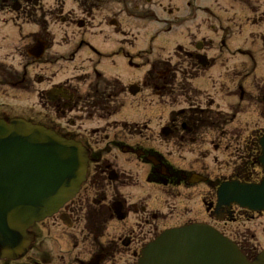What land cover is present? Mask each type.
Listing matches in <instances>:
<instances>
[{
	"label": "flooded vegetation",
	"instance_id": "1",
	"mask_svg": "<svg viewBox=\"0 0 264 264\" xmlns=\"http://www.w3.org/2000/svg\"><path fill=\"white\" fill-rule=\"evenodd\" d=\"M36 1L1 0L0 4L10 5L12 11L19 13L22 10V6L27 8V6ZM53 1L55 2V6L57 4H68L70 9L69 13H62V10H59L58 16L55 14V19H52V17L46 19H0V118L4 120L20 118L33 124L44 126L59 136L78 142L87 151L88 161L85 179L73 198L67 201L56 214L31 227L29 231L32 235V241L27 251L21 257L14 260H0V264H130L129 258L135 261L140 249L151 242L161 232L193 223H201L213 227L231 241L235 242L241 252L249 257L250 251L246 248L247 245H241L242 243L240 244L236 238L227 234L224 228L213 226V224L226 225L227 223L233 222L236 219V212L246 213L245 210H240L234 206H231L229 210H226L224 207L217 210L216 207L213 208V201H205L206 197L202 195L201 202L205 218L194 220L193 217L185 218L187 215L181 213H175L174 215L170 213V215L164 216V213L161 214V209L157 208L159 206L150 203L140 205L138 203L142 202L143 199L140 194L128 192L132 196L130 197L131 203L120 200L121 197L118 194L120 189L132 188V190L136 189L137 191H141L142 185H147L152 187V189L157 187L159 191L165 189L161 193L165 197H168L165 201H178L180 203L187 200V196L189 193L191 194L197 185L202 184L210 187L211 183L207 176L191 170L194 166L192 164L180 167L172 166L159 152L155 151L152 147L143 145V139H133L129 144L119 140L109 141L111 148L117 149L122 155H127L130 158L133 157L136 162L131 164H138L144 169L147 167L145 169L146 172L142 173L141 179L132 177L134 182H140V186L134 182L132 186L128 185L125 177H131L124 174V170L119 171V168L114 167L105 160L101 161L100 151H96L88 143L89 136L87 132L85 130L80 131L79 128L81 126H76L75 120H83L84 122L85 120L112 118L122 107L118 109V107H114L113 105H107L106 102L109 99L118 98L123 93L122 88L125 84L122 83V87L118 81L114 80L111 86L105 84V86L99 87L98 82L94 80L91 85L81 91L78 84L71 80L64 79L51 82L54 80V76L58 75L57 72L61 63L60 61L51 60L52 55H49V52L52 48L55 50L58 49L54 52L55 56L56 54H61L60 52H64L63 48L67 44L65 43L63 45L60 42H56L55 36L57 35L56 33H62L63 29H66L64 28L66 24L71 25V21H73L76 28V32L73 34L75 42L71 45L72 48L68 49L70 50L68 54L73 58V61L81 59L79 53L84 49L88 50L90 54L88 59L83 60V62L90 64L95 62V68L99 63L93 57L98 58V55L101 54H106L108 56L106 59L113 55L122 56L117 53V42L112 35H99V33L95 34L94 32L91 34L85 31L82 33L83 30H86L87 25L91 26L95 18L101 17L104 13L109 18L106 20L108 27L116 28L118 22L112 16V11L114 6L121 5V0ZM193 2L195 0H192L191 4L187 2V8L190 9ZM229 2L227 7L220 6L219 9L223 13L228 9L230 11L234 10V8L241 9V0H229ZM130 5L135 10L141 8L140 15H143V17L153 15L155 10H157L159 14L165 15L166 19L167 17H174L180 11L178 7H174L168 2L165 3V0H130ZM152 5L155 6L154 11L150 8ZM252 7L255 8V5L252 4ZM123 9L120 6L118 12L124 14L122 12ZM63 14L65 17H62ZM71 14L77 16V18L71 20ZM109 14L111 15L109 16ZM263 16L264 12L260 17L256 13L255 18L251 17V19L255 20L254 23H257V20L264 23ZM210 18L208 17L206 19L208 22L204 23L207 29L219 35L218 54L223 55V53H229V48L232 47L229 40L227 44V37L232 34H227L230 31L229 27L223 26L218 19H216L219 24L217 27L210 25L212 21ZM133 22L138 27L140 26L141 30L142 28H146L140 23V18L136 19V23L134 20ZM53 23L58 24L56 25L58 26L57 31L51 28L52 25H55ZM94 28H97V26H94ZM252 34H255L254 37L257 39V32H253ZM252 34L248 35V37L251 38L250 36ZM170 36L174 37L176 35ZM97 38L113 41L115 45L112 52L107 53L97 50L91 44V41ZM162 38L160 36L153 37L152 34L147 48H150L152 51L154 49L168 51L178 43L175 42L170 48L156 47L152 49L150 46L151 42L154 39ZM200 40L190 44L192 50L186 53L188 61L186 62L185 71L176 73L173 68H169V65L153 62L148 66L142 65V67H139L144 68L145 72L141 82L137 81L142 83L145 89L155 90L156 98L159 99L158 101L156 99L153 103L156 102L162 110L167 112V117L163 119L165 122L161 126L162 129H160V136L167 145L181 151L186 149V152L191 147L199 148L202 146V142L199 139L201 136H214L213 138H219L220 136L224 137L227 135L224 131L226 115L212 108L213 103L211 102H206L204 108L200 106L202 104V96L192 86V82L196 78L197 73L201 70H207L208 74L216 71L219 72L222 77L221 83H219L220 87L225 83H234V81L229 80L237 77L236 73L242 71L246 65V61L243 60L233 61L228 66L224 65L225 61L214 65L213 57L208 54L207 48L209 47L204 44L206 40L204 37ZM68 41L70 40L68 39ZM208 41L212 42L213 40L208 39ZM238 44L242 46L240 43ZM230 52H234V54L238 53L241 56L247 55L250 60L254 59L251 51L247 49L237 47ZM255 53L257 54V52ZM122 57L124 58V56ZM201 58H204L206 63ZM253 63L250 72L256 77L258 75L255 72L257 66L256 58L253 60ZM52 68H55V72L50 77V70ZM92 74L98 79L101 78L96 70H93ZM210 77L208 75L207 79L212 83L213 81ZM126 86H128L126 89L127 93L129 87H137V92L134 94L137 97L134 98V101L137 105H141L139 101L138 103L136 101L139 97L137 94L139 93L140 87L133 83L126 84ZM238 88L241 91L237 98L238 102L247 103L251 108L260 112V115L264 118V106L260 109L264 104V84L253 82V85H251V93H244L241 87ZM52 89L54 94L52 93L51 99L50 93ZM244 97L245 99L243 100ZM33 98L35 99L34 102ZM18 102L22 104H18ZM153 103L149 106H153ZM196 105L200 107L194 108ZM141 106H144L143 103ZM237 113L236 108L234 109V114L236 115ZM201 115L206 116L205 120L201 119ZM137 122L139 121L130 123L138 125ZM126 132V135H128V130ZM257 132L259 134L256 133V136L254 138L252 137L251 148L240 149L242 152L238 154V160L241 163L237 167L239 169L231 175L230 179L254 182L258 180L257 173L260 174L258 159L261 155L259 141L264 135V126L259 127ZM96 133L93 134V137ZM230 136L238 138L236 132L231 133ZM169 152L175 154L174 151ZM191 153L192 151L188 152L189 155ZM162 168L164 172L161 170ZM248 168L252 169L249 175L245 170ZM252 172H254V175ZM84 187H86L85 191L87 193L90 192L92 194H88L90 197L85 194L86 198L80 199V193ZM106 190L107 192L109 190L110 196L105 195ZM74 200L75 202L79 200V202L73 205L71 202ZM108 201L110 203L109 206L107 204ZM149 205L153 207L151 208ZM128 217H133V219L125 229V238L122 240L120 238L117 239L121 245H117L112 237H107L105 241H102L104 231L107 227L106 225L110 221L115 220L121 223ZM212 217H216L218 220ZM47 220L54 221L52 225H49L46 223ZM56 226L58 229L59 227L62 228L61 233L59 234L57 230H53L55 231L53 232V236L47 240L51 230L55 229ZM240 238L243 239L242 237Z\"/></svg>",
	"mask_w": 264,
	"mask_h": 264
},
{
	"label": "rangeland",
	"instance_id": "2",
	"mask_svg": "<svg viewBox=\"0 0 264 264\" xmlns=\"http://www.w3.org/2000/svg\"><path fill=\"white\" fill-rule=\"evenodd\" d=\"M191 1L192 0H165V3L168 2L180 9L177 15L165 19L166 16L159 14L153 5L150 8L152 11L155 10V13L143 17V15H140L141 8L135 10L132 5H130V0H121L120 6L124 8L122 10L124 14L118 12L120 6L117 5L113 7L112 11V16H114L118 22L116 28L108 27L106 20L109 18L106 16V13H104L105 17L104 14L101 17H96L91 26L87 25L86 30L82 31V33L85 31L91 34L94 32L95 34L99 33V35H112L117 42V53L124 56L125 59L119 55H113L108 59H106L108 57L106 54L98 55V58L93 57L99 63L96 65V69L95 62L93 64L83 62V60L88 59L90 54L88 50L84 49L79 53V57H81L82 60L76 59L73 61V58L68 54L70 53L68 49L72 48L71 45L75 42L73 34L76 32V28L73 21H71V25L66 24L64 27L66 29H63L62 33H56L57 35L55 36L56 42H60L63 45L65 43L67 44V46L63 48L64 52H60L61 54H56L55 56L54 52L58 49L55 50L52 48L49 55H52L50 58L51 60L60 61L61 63L57 72L58 75L54 76V80L51 82L64 79L71 80L78 84L81 91L91 85L94 80L98 82L100 85L99 87L105 86V84L111 86L114 80L118 81L122 87V83L125 84L122 88L123 93L118 98L109 99V101L106 102L107 105H113L114 107H118V109L122 107L112 118L90 121L85 120L84 122L83 120H75V124L76 126H81L79 128L80 131L85 130L87 132L89 136L88 143L96 151H100L101 161L105 160L107 163L119 168V171L124 170L123 173L131 177H125L128 185H133V176L135 179H141L142 173L146 172L145 169H147V167L144 169L138 164H131L136 162L133 157L130 158L127 155H122L117 149L111 148L109 143L111 140L124 141L129 144L133 139H143V145L152 147L155 151L159 152L172 166L180 167L192 164L194 166L191 170L207 176L211 183L210 187H206V185L202 184H199V186L197 185L191 194L189 193L187 200L180 203H178V201H165L168 197L161 194L165 189L159 191L157 187L152 189V187L147 185H142L141 191H137L136 189L132 190V188L120 189L118 192L121 197L120 200L131 203L130 197L132 196H130L128 192L140 194L143 198L142 202L138 203L140 205L150 203L159 206L157 208L161 209V214L164 213V216L170 215V213L173 215L175 213H181L187 215L185 218L193 217L194 220H196L205 218L201 196L204 195L206 197L205 201H213L212 205L215 204L214 187L218 182L230 179L231 175L239 169L237 167H239L241 162L238 160V154L242 152L240 149L251 148L252 137L254 138L256 133L259 134V132H257L259 127L264 126V118L260 115V112L251 108L245 102L239 103L237 99L241 92L238 87H241L244 93H251V85H253V82L264 84V23L258 20L257 23H254L255 20L251 19V17L255 18L256 13L258 17L262 15L264 12V0H241V9L234 8L232 11L228 9L225 13L219 8L220 6L227 7L230 3L229 0H195L189 9L186 3L189 2L191 4ZM54 3L53 0H37L27 6V8L22 6V10L19 11V13L12 11L10 5H2L1 3L0 19H46L50 17L55 19V14L58 16L59 10H62V13H69L70 9L68 4H57L55 6ZM252 4L255 5V8H251ZM110 15L111 14H109V16ZM62 17H65V15L63 14ZM208 17H211L210 20H212L210 25H215L217 27L219 24L216 19H218L223 26L229 27L230 31H228L227 34L232 33L227 37V44L229 40V43L232 45V47L229 48L230 51H233L234 48L237 47L251 51L254 59H257L255 72L258 75L256 77L250 72L251 66L254 64V59L250 60L247 55L241 56L238 53L234 54V52L232 53L230 51L229 53H223V55L218 54V41L220 38L219 35L207 29L204 22H208L206 21ZM70 18L73 20L76 19L77 16L71 14ZM130 18L133 19L135 23L136 19L140 18V23L146 28H142L141 30L140 26L138 27L134 24L133 20ZM228 22H230V24H228ZM53 24L55 25H52L51 28L57 31L58 26L56 25L58 24ZM94 26H97V28H94ZM92 27L93 29H91ZM253 32H257V39L254 37L255 34H252ZM152 34L153 37H163L162 39H154L151 42L150 46L152 49L156 47L170 48L175 42L178 43L168 51L155 49L152 51L150 48H147L151 41ZM250 34H252L250 36L251 38L248 37ZM170 35L176 36L173 37ZM202 37L206 40L204 44L209 47L207 48L208 54L213 57L214 65L225 61V63H227H224V65L228 66L231 62H237L238 60L246 61V65L242 71L236 73L237 77H233L229 80L234 81V83H230L227 80L229 83L222 84L220 87L219 83H221L222 77L219 72L216 71L212 74H208L207 70H201L197 73L196 78L192 82V86L195 90L199 91L202 96V104L200 106L204 108L206 102H211L213 103L212 108L226 115V126L224 127V131L227 135L224 137L220 136L219 138L200 135L201 137H199V139L202 142V146L199 148L191 147L188 152L192 151V153L189 155L186 149L181 151L167 145L160 136V129H162L161 126L165 122L163 119L167 117V112L162 110L156 102L153 103L156 99L157 101L159 99L154 98V96L156 97L155 90L152 91L149 88L145 89L142 83H139L145 72L144 68L139 67H142V65L148 66L156 62L169 65V68H173L176 73L185 71L186 62L188 61L186 53L192 50L190 44L192 42L201 41L200 39ZM68 39L70 41H68ZM208 39H212L213 41L210 42ZM91 44L97 50L107 53L112 52L115 45L110 39L102 40L101 38L94 39L91 41ZM255 52H257V54ZM54 69L55 68H52L50 70V77L53 76L55 72ZM93 70L97 71L101 77H99L100 79L92 74ZM208 75L211 76L210 79H212V83L207 79ZM110 77H116L117 79ZM132 83L140 87L139 93L137 94L139 97L136 101L137 103L139 101L141 105L143 103L144 106L135 103L134 98L137 96H130L127 93L126 89L128 86H126V84ZM244 99L245 97L243 100ZM34 101L35 99L33 98V102ZM23 103L26 104L25 102ZM152 103L153 106H149ZM18 104L22 103L18 102ZM225 104L226 106H224ZM263 106L264 104L260 109H262ZM196 107L198 106H194V108ZM236 108L238 113L235 115L234 109ZM200 117H202V120L206 118L204 115ZM135 121H139L137 122L138 125L130 123ZM127 130L128 135H126ZM233 132L237 133L238 138L230 136ZM94 133L96 134L93 137ZM147 139L149 140L148 142ZM169 151H174L175 154H171ZM245 170L247 173L252 171V169L249 168ZM252 173L254 175V172ZM259 176L260 174L257 173V177ZM134 183H138V186H140V182L135 181ZM85 189L86 187L82 189L80 199H85L86 195L92 194H90V192L87 193ZM105 195H111L109 190L108 192L106 190ZM78 202L79 200H76V202L74 200L71 203L75 205ZM107 204L108 206L110 205L109 201ZM149 206L151 208L153 207L151 205ZM158 215H160V213H158ZM235 217L236 219L233 222L227 223L226 225L213 224V226L224 228V231L236 238L240 244L242 243L241 245H247L246 248L250 251V255L257 254L261 250H264V211L259 214L236 212ZM132 219L133 217H128L121 223L115 220L110 221L106 225L107 227L104 231L102 241H105L107 237H112L117 245H121L117 239L120 238V240H122L125 238V229L130 225ZM53 221L54 220H47L46 223L52 225ZM53 230H57L60 234L62 228L59 227L58 229L56 226L55 229H52L47 240L53 236V232H55ZM121 252L123 253L122 250ZM129 261L130 264L135 263L133 259L129 258Z\"/></svg>",
	"mask_w": 264,
	"mask_h": 264
},
{
	"label": "water",
	"instance_id": "3",
	"mask_svg": "<svg viewBox=\"0 0 264 264\" xmlns=\"http://www.w3.org/2000/svg\"><path fill=\"white\" fill-rule=\"evenodd\" d=\"M261 145L264 173V138ZM87 161V151L74 140L21 119H0L1 260H14L27 251L32 241L28 229L75 195ZM217 194V209L231 203L264 209V176L258 185L225 184ZM136 264H264V252L249 261L213 230L190 225L162 233L140 252Z\"/></svg>",
	"mask_w": 264,
	"mask_h": 264
},
{
	"label": "trees",
	"instance_id": "4",
	"mask_svg": "<svg viewBox=\"0 0 264 264\" xmlns=\"http://www.w3.org/2000/svg\"><path fill=\"white\" fill-rule=\"evenodd\" d=\"M244 179H246V177H244ZM245 181H247V180H245Z\"/></svg>",
	"mask_w": 264,
	"mask_h": 264
}]
</instances>
